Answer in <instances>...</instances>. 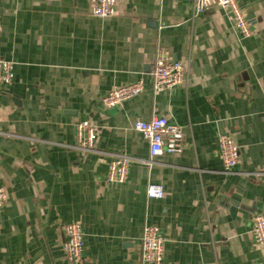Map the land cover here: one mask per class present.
<instances>
[{
    "label": "crops",
    "instance_id": "obj_1",
    "mask_svg": "<svg viewBox=\"0 0 264 264\" xmlns=\"http://www.w3.org/2000/svg\"><path fill=\"white\" fill-rule=\"evenodd\" d=\"M244 37L228 10L195 15L191 0H0V58L15 63L0 83V264H75L63 226L80 223V264H145L142 233L157 224L162 264H264L251 228L264 216V0H238ZM188 69L184 85L154 89L160 48ZM144 91L106 108L109 91ZM165 116L184 129L182 153L152 157L138 119ZM96 130L81 151L77 124ZM225 133L240 148L235 173L219 157ZM133 162L124 183L107 181L113 153ZM150 184L163 187L149 198Z\"/></svg>",
    "mask_w": 264,
    "mask_h": 264
},
{
    "label": "built area",
    "instance_id": "obj_2",
    "mask_svg": "<svg viewBox=\"0 0 264 264\" xmlns=\"http://www.w3.org/2000/svg\"><path fill=\"white\" fill-rule=\"evenodd\" d=\"M195 15L202 14L210 6H219L231 15L234 27L244 36L252 35L250 22L238 0H191ZM92 14L101 18L111 17L116 13V0H92ZM15 63L12 60L0 58V83H11L14 78ZM154 89L163 91L184 85L188 81V69L181 61H173L166 48H160L156 56L155 67L151 71ZM144 84L138 81L129 85L115 88L103 97L104 107L118 106L124 101L140 95L144 91ZM2 119L0 113V121ZM135 128L149 141L152 157L163 153L177 154L185 149L184 129L171 123L165 116L153 115L148 121L138 119ZM96 130L87 121L77 124V145L81 151H96ZM217 153L224 164L226 173H235L239 164L240 148L230 136L221 134L218 141ZM107 181L124 183L128 179L129 169L133 162H145L125 152L111 154ZM163 187L150 184L147 188L149 198H162ZM7 194L0 187V208L6 200ZM251 228L256 237L258 248L264 253V216L260 213L253 215ZM65 240L63 251L67 260L80 264L84 259V235L80 223L72 222L63 226ZM165 251V240L157 224H146L142 233V260L145 264H162Z\"/></svg>",
    "mask_w": 264,
    "mask_h": 264
},
{
    "label": "water",
    "instance_id": "obj_3",
    "mask_svg": "<svg viewBox=\"0 0 264 264\" xmlns=\"http://www.w3.org/2000/svg\"><path fill=\"white\" fill-rule=\"evenodd\" d=\"M224 134V133H223Z\"/></svg>",
    "mask_w": 264,
    "mask_h": 264
}]
</instances>
